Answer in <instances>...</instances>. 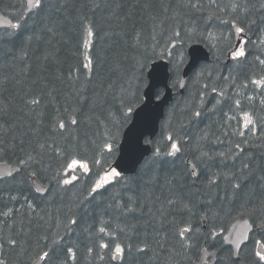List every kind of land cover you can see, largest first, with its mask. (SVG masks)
Returning <instances> with one entry per match:
<instances>
[{
    "label": "trees",
    "instance_id": "16d2710c",
    "mask_svg": "<svg viewBox=\"0 0 264 264\" xmlns=\"http://www.w3.org/2000/svg\"><path fill=\"white\" fill-rule=\"evenodd\" d=\"M24 1L0 0V13L25 25L0 29V161L20 168L0 179V260L33 264L41 250L58 241L61 255L66 247L76 253L68 264H196L202 248L216 253L215 264H254L255 242L264 240V233L252 231L238 259L222 236L242 219L240 203L264 215V87L251 83L264 78V0H44L42 9L27 14ZM233 3L247 7V17L255 20L246 32L247 56L239 62L228 56L235 38L225 21L240 14V9L232 11ZM81 17L97 26L94 37L82 31ZM175 31L182 39H173ZM11 32L16 35L8 37ZM86 39L92 41L89 48ZM193 42L204 44L210 59L192 71L179 94L180 69ZM86 55L95 66L90 78L83 68ZM156 58L170 61L175 96L150 141L152 153L134 174L121 175L90 195L116 157L131 118L127 108L143 100L147 67L141 76V65ZM33 98L40 103L31 104ZM244 112L253 116L254 131L243 127ZM172 142L181 147L175 156L167 155ZM105 143L112 144L111 153ZM28 153L38 163L24 169L18 160ZM81 157L89 161L90 173L78 172L71 185L57 184L65 164ZM197 160L198 178L188 174L190 162ZM242 170L254 175L236 202L231 176ZM219 173L227 175L210 186L209 178ZM34 181L49 186L45 194H37ZM170 199L176 203L169 205ZM8 209L12 213L2 215ZM185 224L193 228L190 249H182L175 237ZM212 230L219 235L213 238ZM102 243L109 248H101ZM116 243L125 247L118 261L112 259Z\"/></svg>",
    "mask_w": 264,
    "mask_h": 264
},
{
    "label": "snow or ice",
    "instance_id": "6c2138e0",
    "mask_svg": "<svg viewBox=\"0 0 264 264\" xmlns=\"http://www.w3.org/2000/svg\"><path fill=\"white\" fill-rule=\"evenodd\" d=\"M44 4V0H28V5L29 8L31 9H42ZM192 7H197V5H192ZM232 11L235 13L237 9H240V14L234 15L231 17L230 20L225 21L226 23H229L231 25V28L234 30L235 35L238 38L243 37L247 31L250 30L251 24L255 23V20L250 19L247 17V7H242L238 3H233L231 5ZM261 8H264V4L261 5ZM12 29L14 30H20L21 28L25 27L24 24L21 23H16V24H11ZM96 25L92 22L87 20L84 17H81V28L82 31L86 34L88 38H92L96 35ZM52 29H49L51 31ZM16 32H11L7 33L8 37L15 36ZM4 37H0V42H2ZM28 39H31V37H28ZM173 39H182L181 38V32L175 31L173 34ZM250 41L244 40V39H238L237 44L234 48L231 49L230 55L231 58L235 61H241L242 58H245L247 56L246 48L245 45L249 43ZM261 43H264V39L261 40ZM92 45V41L90 39L85 40V48H89ZM175 43L172 44V47H175ZM171 55V53H169ZM85 60L87 61L85 64H83V68L87 70L89 78L94 72V61L91 58V56L86 55ZM183 57H181L182 61ZM261 64H264V60H260ZM147 67V65H141L140 68V75H144V68ZM150 74L153 76V78H156L158 75V69L157 68H151L149 70ZM252 84L256 85L257 87H264V78L261 79H255L251 81ZM213 91H216L213 89ZM223 95V93H221ZM161 97L159 94L156 95V99L159 100ZM251 99V97H249ZM31 104L37 105L40 103V101L36 98H33L30 101ZM236 106H240V101L237 100ZM134 111L133 107L130 105L127 108V112L131 114ZM201 115L200 112H195V116L199 117ZM243 120V127L245 129H249L250 131L255 130V120L251 114L248 112H244L242 116ZM72 124H76L77 120L73 118L71 120ZM58 127L60 129L65 128V124L63 122H58ZM240 135H244L243 132L239 133ZM169 140H172L173 138L171 136L168 137ZM0 143H3L2 140H0ZM237 149H240V151H243L242 148H240V145H236ZM41 151L44 149V145H40ZM104 149L111 153L112 151V144L111 143H105ZM2 151V149H0ZM181 151L180 144L178 142H172L171 143V148L170 151L167 153L169 156H175L177 153ZM161 154V150L159 148L155 149V156H159ZM204 155H207L206 153ZM223 155V154H221ZM38 163L36 156H33L31 153L26 154L25 158H21L18 160V164L24 168L28 169L31 168L34 164ZM94 163L99 164L100 161H94ZM243 169H248V165L245 164L243 166ZM77 170H80L82 173L88 174L90 173V164L89 161L86 158H73L70 162L66 163L64 166L63 170V175H60L59 173L57 174V184H63V185H71L75 181L79 179L77 175H74L73 173L76 172ZM17 172L20 171V169H16ZM191 177H199V162H190V170L188 173ZM7 176H12V172H8L6 174ZM33 177H36L37 172L33 171L31 173ZM122 173L120 171H117L115 168H110L107 170L102 176L99 177L98 180L92 185L90 189V195L91 194H96L99 192L100 189L104 188L106 185L110 184L117 178L121 177ZM227 174L225 173H219V174H214L211 178H209L208 184L210 186H217V180L221 176H226ZM254 175V170H248L244 171L242 170L239 176H236L235 174H232L231 176V189H232V199L235 200L236 202H240L241 200V194L244 192L245 188V183L247 179L251 176ZM0 179H3L2 176H0ZM261 181H264V176L260 177ZM36 191L41 192L43 189L37 188ZM176 201L170 199L168 201L169 205L175 204ZM264 207V204L261 205ZM185 209L188 208L187 205H184ZM12 213V209H8L7 212L2 213L4 216H9ZM238 215L243 219V223L239 225L238 230L233 234L234 239L232 241L228 240V237L225 236L223 239L226 242L233 243L236 247V249L240 248V243L241 239L247 240L248 233L252 232L254 230H259L261 233H264V215L257 216L256 215V210L254 208H250L246 202L240 203V207L237 209ZM230 214V213H229ZM244 217H247V219H244ZM203 219H207V217H204ZM70 224L76 225L78 221L76 219H70L69 221ZM234 228H237L236 225L233 226ZM224 229H221V232H223ZM100 233L107 234L106 228L105 227H100L99 228ZM192 235H193V228L185 224L184 226H178L177 230L175 232V237L177 241L180 244V247L182 249H190L193 245L191 243L192 241ZM210 235L215 238L219 233H217L215 230H212L210 232ZM17 241L15 239H10L9 244L15 246ZM59 244L58 241L53 242V247L47 251L41 250V253H38L37 255V261H49L53 262V264H68V260L72 259L75 260L76 258V253L73 250V247H66L62 249L63 255H61V249L57 247ZM100 247L103 249L109 248L108 243H102L100 244ZM130 249V246H129ZM92 249H89V252H91ZM140 251H144V249H140ZM200 251H202L206 256H214L215 252H209L207 248H203ZM125 253V247L121 243H116L112 252V259L117 260V259H122L123 255ZM254 257V264H264V240H257L255 242V250L253 253ZM203 256L201 259L203 260ZM0 264H5V261L0 260ZM33 264H36L34 261Z\"/></svg>",
    "mask_w": 264,
    "mask_h": 264
},
{
    "label": "water",
    "instance_id": "95a60500",
    "mask_svg": "<svg viewBox=\"0 0 264 264\" xmlns=\"http://www.w3.org/2000/svg\"><path fill=\"white\" fill-rule=\"evenodd\" d=\"M26 13L30 12L32 9L29 8L28 0ZM13 22L0 14V28H8L11 27ZM237 37V41H238ZM237 43V42H236ZM188 61L181 69V77L178 84V92L183 93L185 81L188 75L198 66V64L202 61L209 60V52L206 48L200 43H193L187 49ZM151 68L158 69V75L156 78L150 74L149 70ZM148 84L144 89V102L135 107L132 112V117L128 125L124 128L121 133V138L118 144V153L116 158H114V162L111 165V168H115L117 171H120L123 174H133L136 172V169L141 164V162L146 158L152 151L150 143L146 142L145 139L148 138L152 140L158 132L159 122L164 115V110L166 106L173 99L172 89L168 86V63L162 59L156 60L152 62L147 70ZM158 87H163L164 92L161 94V98L159 100L155 99V90ZM190 168V167H189ZM16 167H13L7 163H0V176L3 178H7L6 174L8 172H12L14 174L16 171ZM35 189L38 187L43 189V191L38 192V194L42 195L46 192L48 185H43L39 182H35ZM203 221V220H202ZM243 223V219L236 220L227 230L225 236L228 237L229 241L234 239V233L238 230L240 224ZM236 225L237 228L233 226ZM249 234V233H248ZM224 236V237H225ZM224 244L228 245L232 249V257L238 258V251L233 243L226 242L224 239ZM246 240L241 239L240 247ZM201 257L203 256V260L200 258V261L197 264H214L215 263V255L212 256L210 262H206V255L201 252ZM118 260V259H117ZM36 264H40L41 261H35ZM243 264V262L239 263Z\"/></svg>",
    "mask_w": 264,
    "mask_h": 264
},
{
    "label": "bare ground",
    "instance_id": "6f19581e",
    "mask_svg": "<svg viewBox=\"0 0 264 264\" xmlns=\"http://www.w3.org/2000/svg\"><path fill=\"white\" fill-rule=\"evenodd\" d=\"M27 9V6H26ZM26 9H25V13H26ZM29 13V12H28ZM27 14V13H26ZM170 62V61H169ZM180 76V75H179ZM184 117V116H183ZM191 139V138H190ZM215 141V140H214ZM248 144V143H247ZM212 145V144H211ZM231 145V144H230ZM213 146V145H212ZM224 147V146H223ZM229 148V147H228ZM224 149V148H223ZM250 150V149H249ZM225 151V150H224ZM233 151V150H232ZM250 152V151H249ZM199 153V152H198ZM247 153V152H246ZM232 156V155H231ZM11 165V164H10ZM180 171V170H179ZM216 189V188H215ZM213 192V191H212ZM227 195V194H226ZM209 199V198H208ZM213 201V200H212ZM199 202V201H198ZM207 203V202H206ZM204 210V209H203ZM224 219V218H223Z\"/></svg>",
    "mask_w": 264,
    "mask_h": 264
},
{
    "label": "rangeland",
    "instance_id": "374dc122",
    "mask_svg": "<svg viewBox=\"0 0 264 264\" xmlns=\"http://www.w3.org/2000/svg\"><path fill=\"white\" fill-rule=\"evenodd\" d=\"M78 172H80V170H77L76 172H74L73 174L74 175H77L78 174ZM105 172H103L102 174H101V176L104 174Z\"/></svg>",
    "mask_w": 264,
    "mask_h": 264
}]
</instances>
